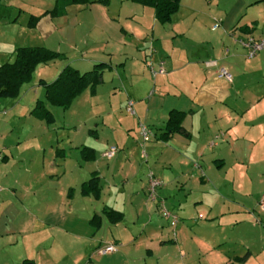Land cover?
I'll list each match as a JSON object with an SVG mask.
<instances>
[{"label":"crops","instance_id":"crops-1","mask_svg":"<svg viewBox=\"0 0 264 264\" xmlns=\"http://www.w3.org/2000/svg\"><path fill=\"white\" fill-rule=\"evenodd\" d=\"M0 4L7 11V15L1 14L5 22L0 23V39L9 48L5 63L14 62L20 47L48 48L64 59L40 65L35 73L63 65L55 68L53 81L66 66L84 73L105 64L102 84L94 94L85 91L91 96L98 94L106 72L118 75L127 91L126 101L133 103L134 114H130L137 115L154 133L144 143L137 132L133 143L150 150V157L143 153L149 169L162 181L160 194L167 196L176 187L179 193H194L195 201L203 203L212 186L222 189L219 182L226 183L228 170H236V177L224 187L236 184L242 189L248 173L261 176L257 171L264 170V50L250 58L237 40L264 37V0H182L166 25L157 20L153 7L132 0L71 5L62 16L50 14L56 0H0ZM23 14L30 18L26 27L21 23ZM149 61L164 63L167 74L153 77ZM41 70L42 75L46 69ZM222 70L228 71L231 79L221 76ZM41 80L51 83L42 75L39 87L44 88ZM114 90L115 94L118 87ZM172 111L185 113L184 132L168 131ZM92 133L99 140L97 132ZM112 147L116 145L100 147L103 160L111 164L101 168L105 170H95L91 179L98 176L101 186L103 179L110 177L109 186L134 207L148 181L139 174L141 167L130 148L118 146L119 154L125 155L106 158L104 154ZM98 149L83 148V159L97 161ZM52 150L55 165L59 159L66 162L64 149ZM34 163L31 158L26 161L24 153L0 146V264H152L153 255L168 242L177 243L164 235V226L154 230L146 225L117 226L124 220L122 211L123 218L117 223L104 213L114 225L103 227L101 221L98 227L92 220L100 214L90 218L80 199H96L81 193L83 183L91 179L77 184V192L78 188L62 183L66 170L48 166L50 172H35ZM253 185L260 192L252 191L249 202L237 204L235 212L256 210L255 198L262 200L264 181ZM101 198L102 186L96 200ZM209 212L212 214L213 208ZM110 245L116 247L114 252L99 254ZM249 257L250 252L222 264H247Z\"/></svg>","mask_w":264,"mask_h":264},{"label":"rangeland","instance_id":"rangeland-1","mask_svg":"<svg viewBox=\"0 0 264 264\" xmlns=\"http://www.w3.org/2000/svg\"><path fill=\"white\" fill-rule=\"evenodd\" d=\"M13 2L20 3L21 0ZM5 11L4 6L0 4V23L5 22L1 17ZM12 13L15 14L16 10ZM14 14L12 20L15 19ZM23 15L21 23L26 27L30 18ZM6 43L0 39V66L8 62L9 56L5 53L9 48ZM57 67L62 69L63 65L40 68L34 73L25 91H21L16 99L0 98V146L7 145L17 153H24L26 161L31 158L35 162L33 164L35 172L38 170L50 172L48 166L58 168L60 172L66 170L67 177L61 178L62 183L78 188L77 192L80 191L77 184L91 179L93 172L98 168L101 169L103 166L106 168L108 163L111 164L103 160L100 153L102 145L115 144L121 148L126 146L134 152L133 157L141 167L139 174L144 181H148L149 174L155 172L147 166L148 158L143 152H147L150 157V150L146 146L145 149H139L138 145L133 143L138 139L137 132L141 134V126L145 123L139 121L137 115L128 112V101L125 99L127 91L120 84L116 73L106 72L104 84L98 89L97 95L91 96L87 91L68 109L48 104L47 108L55 118L52 125L36 118L34 110L37 102L46 101L45 89L39 87L38 82L42 75L52 82L57 76L55 75ZM41 69H46L42 75ZM114 87H118L115 94ZM92 132H97L99 140ZM139 140L143 141L142 136H139ZM85 147L99 148L97 161L83 159L82 149ZM53 148L65 150L66 162L59 159L56 160L58 166L55 165ZM124 155L117 152L115 159ZM257 172L261 176L256 177L253 172L248 173L247 183L239 189L236 184L224 187L228 180L236 177V170H228V175L224 177L226 183L222 185V181L219 182L222 189L212 186L208 189V195L203 197V203L195 201L197 195L194 193L191 195L189 191L179 193L175 187L172 193H168V197L160 194L159 189L156 201L149 199L147 190L145 193L142 191L140 198L133 202V207L127 197L109 186L110 177L101 182L100 200L83 196H80V199L85 202L90 218L94 213L102 216L103 227L114 225L104 214L105 208L125 212L124 220L117 224L119 227L146 225L154 230L164 226V235L176 239L177 243L168 242L161 252L153 255L152 264H222L228 258L242 257L248 252L250 257L247 264H264V212L260 209L261 199L256 196V210L251 209L252 214L246 210L235 212L238 209L237 204L249 202L252 191L260 192L261 189L253 185V182L264 181V170ZM131 189L130 186L129 190ZM210 207L213 208L212 214L209 212ZM163 208L178 216L179 222L176 227L172 226L171 220L163 217ZM135 211L142 214L137 216Z\"/></svg>","mask_w":264,"mask_h":264},{"label":"trees","instance_id":"trees-1","mask_svg":"<svg viewBox=\"0 0 264 264\" xmlns=\"http://www.w3.org/2000/svg\"><path fill=\"white\" fill-rule=\"evenodd\" d=\"M96 0H56L55 8L51 11L52 16H62L66 9L71 5H88ZM107 0H100L106 2ZM145 6L155 9L157 20L163 24L172 22L173 16L179 11L182 0H132ZM34 20H36L34 18ZM64 56L58 52L45 47H20L15 52L14 62L5 63L0 66V98L16 99L20 94L22 87L31 82L33 75L40 65H46L56 60H62ZM106 69L105 64H98L92 70L81 73L79 70L66 66L58 78L47 83L44 80L40 84L45 88L46 101H38L34 114L41 120L52 124L54 117L48 110L47 105L58 106L64 109L70 108L73 102L80 97L86 90L93 94L97 87L103 82V72ZM185 113L172 111L168 124L170 132H184L182 121ZM173 125V126H171ZM81 193L85 196H94L96 199L101 197V186L98 176H94L88 182L83 183ZM112 223L122 220L123 214L112 209H105L104 212ZM102 217L96 215L92 223L101 226ZM243 262L245 258H237Z\"/></svg>","mask_w":264,"mask_h":264},{"label":"built area","instance_id":"built-area-1","mask_svg":"<svg viewBox=\"0 0 264 264\" xmlns=\"http://www.w3.org/2000/svg\"><path fill=\"white\" fill-rule=\"evenodd\" d=\"M237 43H239L241 46H243L247 52H248V57L252 58L255 57L259 52L264 50V37L261 39H255V38H247V39H238ZM148 68L150 73L152 74L153 77H157L159 75H165L167 74V70L164 66V63H154L153 61L148 62ZM221 76L231 79V75L228 73L226 70L221 71ZM127 110L129 113L134 114L133 111V103L130 102L128 104ZM141 136L143 138V142L146 143L150 141L152 137H154V133L145 125L141 126ZM118 152L117 147H112L109 151H107L104 156L106 158H113L116 153ZM145 157L147 156L144 153ZM162 181L158 179L154 173L149 174L148 178V187H147V193L149 196V199L151 201H156L158 198V191L162 187ZM3 191V188L0 187V193ZM260 208L262 211H264V195L262 197V200L260 202ZM163 217H165L168 220H171V224L173 227H175L178 222L179 218L176 215H173L170 211H168L166 208H163ZM116 250V247L113 245L106 246L104 248H101L99 250V254H108L112 253Z\"/></svg>","mask_w":264,"mask_h":264}]
</instances>
